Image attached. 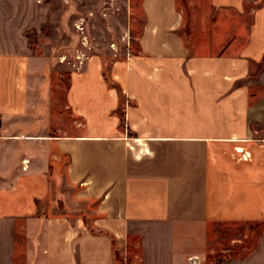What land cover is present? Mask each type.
I'll return each instance as SVG.
<instances>
[{"label": "crops", "instance_id": "0c3cea01", "mask_svg": "<svg viewBox=\"0 0 264 264\" xmlns=\"http://www.w3.org/2000/svg\"><path fill=\"white\" fill-rule=\"evenodd\" d=\"M209 3L191 32L226 53L192 55L179 0H142L137 56L81 60L57 115L29 37L51 1L0 0V264H264V230L210 246L264 224V3L245 29L247 0Z\"/></svg>", "mask_w": 264, "mask_h": 264}, {"label": "rangeland", "instance_id": "374dc122", "mask_svg": "<svg viewBox=\"0 0 264 264\" xmlns=\"http://www.w3.org/2000/svg\"><path fill=\"white\" fill-rule=\"evenodd\" d=\"M50 1L51 23L41 36H31L30 42L31 50L35 55L48 57L51 100L53 110L58 115L66 105L70 76L79 66V62L89 57H99L103 62L104 72L108 75L115 64L124 62L130 55L137 56L138 39L145 20L141 10L142 0ZM263 3L264 0H247L248 12L241 22L243 29L250 24L249 12L253 11L251 9L260 8ZM190 4L194 7L191 8ZM179 7L185 11L187 26L183 30V35L187 38V46L192 55L213 57L226 53V50L213 48L205 37L195 38L191 32L193 13L203 14L210 20L215 17L209 0H179ZM234 21L238 23L240 19L231 16L226 30ZM243 43L240 42L241 45ZM261 71L262 65L254 67L252 77H256ZM257 89L260 88H253L254 91ZM122 100L125 101L123 98ZM263 230L264 224L212 226L210 246L220 251L227 250L231 248L235 239H240L244 243L239 245L236 254H243L240 250L254 247L255 240ZM248 235L249 237L246 238ZM234 253L231 252V255Z\"/></svg>", "mask_w": 264, "mask_h": 264}, {"label": "trees", "instance_id": "16d2710c", "mask_svg": "<svg viewBox=\"0 0 264 264\" xmlns=\"http://www.w3.org/2000/svg\"><path fill=\"white\" fill-rule=\"evenodd\" d=\"M35 36V35H34ZM31 38V36H29Z\"/></svg>", "mask_w": 264, "mask_h": 264}]
</instances>
